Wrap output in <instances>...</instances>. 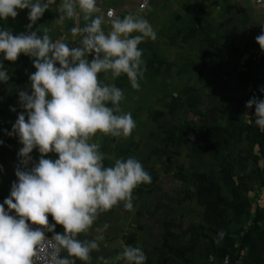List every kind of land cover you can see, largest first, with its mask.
<instances>
[{
    "label": "crops",
    "instance_id": "1",
    "mask_svg": "<svg viewBox=\"0 0 264 264\" xmlns=\"http://www.w3.org/2000/svg\"><path fill=\"white\" fill-rule=\"evenodd\" d=\"M59 2L31 30L42 35L49 28L53 40L76 46L70 32L76 21L66 20L63 31L55 24ZM97 6V14L106 15L105 10L114 7L121 18L140 13L137 0H97ZM17 11L15 19L0 20V29L13 35L27 31L29 9ZM141 14L157 38L138 45L145 68L139 89L131 87L126 75L105 80V74H99L102 82L123 91L121 108L131 113L136 127L126 139L98 133L93 142L100 144L105 166L134 157L151 182L133 190L131 211L121 202L99 214L78 238L99 244L90 264H103L100 257L110 264H125L116 256L128 246L130 236L133 247L141 248L151 264H223V258L238 253L256 206L264 212V188L252 179L257 167L246 138L244 103L249 86L233 71L247 44L257 43L255 37L264 30L263 6L255 0H151ZM83 23L81 19L80 26ZM252 49L262 51L258 43ZM0 61L9 74L6 83L0 81L3 202L18 180L17 153L23 147L5 130L10 132L24 111L18 93L31 91L29 76L36 69L33 58L24 54L12 62L0 53ZM30 155L33 163L38 162L37 149ZM46 158L58 156L49 153ZM56 228L63 232L61 225ZM75 263L85 264L79 259ZM236 264H264V218Z\"/></svg>",
    "mask_w": 264,
    "mask_h": 264
},
{
    "label": "clouds",
    "instance_id": "2",
    "mask_svg": "<svg viewBox=\"0 0 264 264\" xmlns=\"http://www.w3.org/2000/svg\"><path fill=\"white\" fill-rule=\"evenodd\" d=\"M55 4L56 0H0V20L15 19L17 9H29L30 21L27 31L17 35L0 29V53L12 62L20 54L29 56L36 69L29 76L31 91L18 93L24 111L12 130H5L7 135L17 136L23 147L17 153L18 180L0 204V264H75L76 259L90 264L91 253L99 250V244L97 240L82 241L79 235L88 232L99 214L121 202L131 211L133 190L151 182L150 174L134 157L115 159L114 166H105L100 144L93 142L98 133L126 139L136 127L131 113L121 108L123 91L114 83L102 82L99 74H105V80L126 75L131 87L139 89L138 79L145 68L138 45L157 38L141 14L145 5L140 13L121 18L111 10L97 14V0H60L55 24L63 31L66 20L76 21L70 29L76 46H70L63 39L53 40L49 28L42 35L31 30ZM255 40L264 51V30ZM8 80L0 61V81ZM253 106L255 124L264 131V99L254 95L246 102V108ZM10 110L16 108L10 106ZM33 149L40 153L34 163ZM49 153L58 158H46ZM49 214L55 223L49 222ZM56 225L63 227L62 233L55 231ZM46 232L53 233L51 238ZM62 251L67 256L62 257ZM146 259L143 250L133 246L116 256L125 264H145Z\"/></svg>",
    "mask_w": 264,
    "mask_h": 264
},
{
    "label": "trees",
    "instance_id": "3",
    "mask_svg": "<svg viewBox=\"0 0 264 264\" xmlns=\"http://www.w3.org/2000/svg\"><path fill=\"white\" fill-rule=\"evenodd\" d=\"M255 45H257V43L247 44L239 61L233 66V71L249 86V94L245 99L244 107L247 118L246 138L253 151L252 160L257 167L256 172L252 175V179L259 181L261 187L264 188V131H261L255 124V106L251 109L246 108V102L254 95L259 99H263L264 97V92L260 91V88L264 87V51L255 52L252 49ZM263 218V210L256 206L250 223L241 236L238 253L231 256L227 264H236L241 259L242 252L247 247V243L251 239L252 233L260 228V223ZM50 219L52 223H54L51 215ZM55 231L58 232L57 228H55ZM133 241L134 237L130 236L128 238V246H133ZM145 264H151L148 258L146 259Z\"/></svg>",
    "mask_w": 264,
    "mask_h": 264
},
{
    "label": "built area",
    "instance_id": "4",
    "mask_svg": "<svg viewBox=\"0 0 264 264\" xmlns=\"http://www.w3.org/2000/svg\"><path fill=\"white\" fill-rule=\"evenodd\" d=\"M138 1V8H141V5H145L144 10L149 6L151 0H137ZM258 4H261L263 6V17H264V0H255ZM113 11L116 14V9L114 7H109L105 10V14H107L108 11ZM3 202L0 201V204H2ZM5 209L7 210V205H5ZM49 222L52 223L51 219H50V214H49ZM35 227V226H34ZM45 235L49 238H51V236L53 235V233L50 232H46ZM63 252H61V256L63 257ZM229 258L226 260V263L228 262ZM37 264H41V261H37Z\"/></svg>",
    "mask_w": 264,
    "mask_h": 264
},
{
    "label": "rangeland",
    "instance_id": "5",
    "mask_svg": "<svg viewBox=\"0 0 264 264\" xmlns=\"http://www.w3.org/2000/svg\"><path fill=\"white\" fill-rule=\"evenodd\" d=\"M228 259V257H225V258H223L222 259V261H223V264H225L226 263V260Z\"/></svg>",
    "mask_w": 264,
    "mask_h": 264
}]
</instances>
